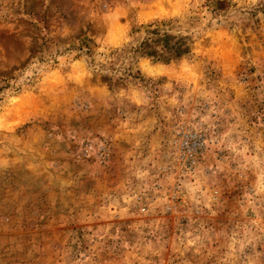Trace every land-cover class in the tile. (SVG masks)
I'll return each instance as SVG.
<instances>
[{"label":"rangeland","instance_id":"obj_1","mask_svg":"<svg viewBox=\"0 0 264 264\" xmlns=\"http://www.w3.org/2000/svg\"><path fill=\"white\" fill-rule=\"evenodd\" d=\"M0 264H264V0H0Z\"/></svg>","mask_w":264,"mask_h":264},{"label":"built area","instance_id":"obj_2","mask_svg":"<svg viewBox=\"0 0 264 264\" xmlns=\"http://www.w3.org/2000/svg\"><path fill=\"white\" fill-rule=\"evenodd\" d=\"M199 141H200V138L196 134H191L190 132H188L187 134H184L183 138L180 142V145H179V152H180L181 148L186 147L187 148L186 155H187V153H188V155H187V157L186 156L182 157L180 155V158H182V159L185 158V160L188 158H191L194 154V150H191V148H189V145L193 146V145L197 144ZM187 142H189V143H187Z\"/></svg>","mask_w":264,"mask_h":264}]
</instances>
